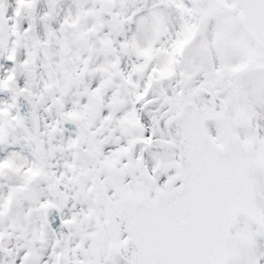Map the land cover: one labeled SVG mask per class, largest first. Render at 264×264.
<instances>
[{"label":"snow or ice","instance_id":"1","mask_svg":"<svg viewBox=\"0 0 264 264\" xmlns=\"http://www.w3.org/2000/svg\"><path fill=\"white\" fill-rule=\"evenodd\" d=\"M0 264H264V0H0Z\"/></svg>","mask_w":264,"mask_h":264}]
</instances>
